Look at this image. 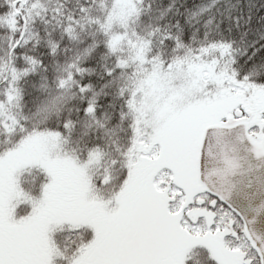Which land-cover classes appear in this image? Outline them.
Segmentation results:
<instances>
[{
    "label": "snow or ice",
    "instance_id": "obj_1",
    "mask_svg": "<svg viewBox=\"0 0 264 264\" xmlns=\"http://www.w3.org/2000/svg\"><path fill=\"white\" fill-rule=\"evenodd\" d=\"M0 264H264V0H0Z\"/></svg>",
    "mask_w": 264,
    "mask_h": 264
}]
</instances>
